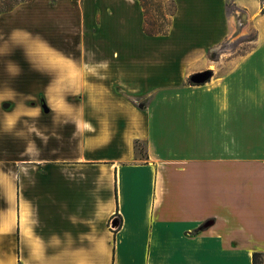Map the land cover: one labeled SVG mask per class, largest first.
Instances as JSON below:
<instances>
[{"label": "crops", "instance_id": "obj_1", "mask_svg": "<svg viewBox=\"0 0 264 264\" xmlns=\"http://www.w3.org/2000/svg\"><path fill=\"white\" fill-rule=\"evenodd\" d=\"M173 2L162 36L144 34L138 0H32L0 15V87L15 67L18 88L42 90L39 118L55 93L65 124L25 131L12 108L0 113V264L264 253V0ZM248 28L253 47L219 72L208 51ZM27 33L48 52L39 64L26 61Z\"/></svg>", "mask_w": 264, "mask_h": 264}, {"label": "rangeland", "instance_id": "obj_2", "mask_svg": "<svg viewBox=\"0 0 264 264\" xmlns=\"http://www.w3.org/2000/svg\"><path fill=\"white\" fill-rule=\"evenodd\" d=\"M152 4L153 6L151 7V10L154 15L162 13L165 16L167 22H169V0H152ZM157 16L159 17V15ZM15 35L16 33H11L9 34L8 39H5V50L10 46L9 51H12V47L18 43ZM254 36V31L251 28H248L247 32L244 35H234L233 39H231L230 42H225V44L221 45L217 49V60H219L220 56H223V60L225 62L223 66L220 67L219 72L227 70L228 67L232 64V60H235L241 54L245 53L249 48H251V46H253V43L248 42V40L252 39ZM20 43H22L21 40ZM24 43V49L26 51V61H31L32 63L35 62L39 64V62L42 61L40 60V58H43V56L46 54L45 52H47L41 46V39H38L33 34L27 33L24 39ZM39 53H42L43 56H40ZM15 72V67L10 66V86L3 88L0 87V113L4 110L12 108L11 112L15 114L16 118L20 117L21 128L24 127L25 131L33 132L39 129L43 130L65 127V124L63 123L64 119H62L58 114V111H60L61 109L58 105L59 98L57 97V95L55 93H47V106L52 110V115H50L49 113L43 114V117L40 116L39 118L40 111L44 113V111L41 109V107L43 106V96L41 88H35L31 86L18 88L16 78L13 77ZM23 91L25 92L24 95ZM64 95H66V92ZM4 101L10 103V105H4V103H6ZM22 118H25V122H23ZM22 122L24 124H22ZM7 123H9V121H7L6 117L0 116V128H7V126L9 125ZM138 147L139 149H142L144 151V147L142 144H139ZM259 264H264V258Z\"/></svg>", "mask_w": 264, "mask_h": 264}, {"label": "trees", "instance_id": "obj_3", "mask_svg": "<svg viewBox=\"0 0 264 264\" xmlns=\"http://www.w3.org/2000/svg\"><path fill=\"white\" fill-rule=\"evenodd\" d=\"M31 1L32 0H0V15L11 12L16 6H18L22 3H27V2H31ZM138 2H139L140 6L143 10L144 19H143L142 31L144 32V34L147 36L166 35L168 33V30H169L170 17L173 16V14L175 12V4H174L173 0H169V11H168L169 22H167L165 16L162 13H160V14L158 13V14L154 15V13L151 10V7L153 6L152 0H149V1L148 0H138ZM261 13H264V9H262ZM157 15H159V17ZM255 40H256V35L252 39L248 40V42H251L254 45ZM226 43H228V42H226ZM223 44H225V43H223ZM252 47L253 46H251V48ZM251 48H249L248 50H250ZM216 51L217 50H214V51L209 50L208 51L207 55H208V59L210 61H213V62L217 61L218 53ZM245 53H243V54H245ZM243 54H241V55H243ZM190 77L187 81L188 84L196 85L195 83H193L190 80ZM135 104L137 105V107L139 109H144L146 106V103H144V102L141 103V102L136 101ZM138 146L139 145L136 142L135 143V149H136L138 155L141 158H144L145 154L143 153L142 149H139ZM117 219L120 220V217L118 216ZM119 227H120V224L118 223V225L113 229L114 234L117 232ZM263 258H264V253L254 252L252 255V264H259Z\"/></svg>", "mask_w": 264, "mask_h": 264}, {"label": "water", "instance_id": "obj_4", "mask_svg": "<svg viewBox=\"0 0 264 264\" xmlns=\"http://www.w3.org/2000/svg\"><path fill=\"white\" fill-rule=\"evenodd\" d=\"M212 76V72L211 71H204L201 73H197L194 74L190 77V80L195 83V84H203L205 83L207 80L210 79V77ZM42 109L44 112H47V108L45 107V105L43 104ZM118 225V222L116 220H113L111 222V228H115Z\"/></svg>", "mask_w": 264, "mask_h": 264}]
</instances>
